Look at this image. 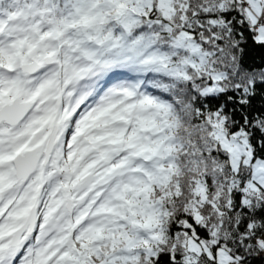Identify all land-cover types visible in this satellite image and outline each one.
Listing matches in <instances>:
<instances>
[{"label":"snow or ice","instance_id":"1","mask_svg":"<svg viewBox=\"0 0 264 264\" xmlns=\"http://www.w3.org/2000/svg\"><path fill=\"white\" fill-rule=\"evenodd\" d=\"M249 40L264 0H0V264H264Z\"/></svg>","mask_w":264,"mask_h":264},{"label":"trees","instance_id":"2","mask_svg":"<svg viewBox=\"0 0 264 264\" xmlns=\"http://www.w3.org/2000/svg\"><path fill=\"white\" fill-rule=\"evenodd\" d=\"M243 63L244 67L249 70L264 68V48L253 45L249 40L244 47ZM229 95H232V93L229 92L226 95L220 96L218 99H213L210 102V106L214 108L220 104H226L228 108H231L232 101L227 100V96ZM252 103L256 108L264 106V96L258 94ZM255 264H261V262L257 261Z\"/></svg>","mask_w":264,"mask_h":264}]
</instances>
